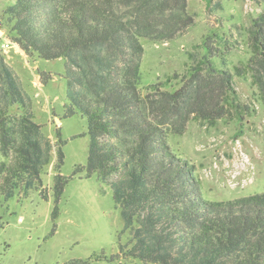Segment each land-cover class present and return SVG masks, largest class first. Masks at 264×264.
Wrapping results in <instances>:
<instances>
[{"label":"trees","instance_id":"trees-1","mask_svg":"<svg viewBox=\"0 0 264 264\" xmlns=\"http://www.w3.org/2000/svg\"><path fill=\"white\" fill-rule=\"evenodd\" d=\"M9 1L6 38L29 58L66 63L64 116L86 118L90 137L87 165L77 173L112 187L131 235L123 255L146 264H264V193L205 200L193 168L168 143L192 120L214 124L241 113L233 74L215 62L213 37L203 42L204 56L174 76L178 83H142V40L172 41L189 28L188 0ZM250 41L249 69L264 103V13L253 20ZM41 74L48 84L51 77ZM31 106L0 46V203L33 191L47 198L53 144ZM56 144L58 204L68 179Z\"/></svg>","mask_w":264,"mask_h":264},{"label":"rangeland","instance_id":"rangeland-1","mask_svg":"<svg viewBox=\"0 0 264 264\" xmlns=\"http://www.w3.org/2000/svg\"><path fill=\"white\" fill-rule=\"evenodd\" d=\"M10 4L0 0L1 49L12 42L6 38L2 17ZM262 13L264 0H212L211 5L188 0L189 28L172 41L142 40L143 86L168 78L178 83L174 76H182L204 56L208 36L213 37L209 42L217 66L225 64L234 76L238 117L233 112L214 124L192 120L184 135H170L168 140L170 151L193 168L207 201L264 193V103L249 69L254 50L252 22ZM15 45L2 52L32 100L34 121L43 126L53 144V161L43 177L47 198L33 191L25 199L15 196L0 203V264H146L123 255L122 247L130 245L131 235L112 187L96 175L88 178L84 172L77 173L87 165L90 137L86 118L64 116L65 61L29 58ZM41 72L51 77L46 85ZM59 140L64 153L61 174L68 184L56 204L53 187Z\"/></svg>","mask_w":264,"mask_h":264},{"label":"built area","instance_id":"built-area-1","mask_svg":"<svg viewBox=\"0 0 264 264\" xmlns=\"http://www.w3.org/2000/svg\"><path fill=\"white\" fill-rule=\"evenodd\" d=\"M14 46L16 45L12 44V42L10 41H7L4 45H2V49L6 51V50L13 48Z\"/></svg>","mask_w":264,"mask_h":264}]
</instances>
